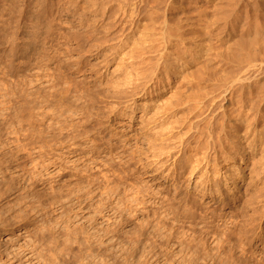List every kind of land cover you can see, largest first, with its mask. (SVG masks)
<instances>
[{
	"label": "rangeland",
	"instance_id": "rangeland-1",
	"mask_svg": "<svg viewBox=\"0 0 264 264\" xmlns=\"http://www.w3.org/2000/svg\"><path fill=\"white\" fill-rule=\"evenodd\" d=\"M174 1L0 0V189L8 184L14 192L3 195L0 206L11 205L8 200L22 192L72 188L79 177L91 181L92 199L79 206L66 204L62 212L70 228L84 227L99 235L100 228L114 225L113 210H94L99 198L113 206L114 194L120 195L133 206L136 200L131 199L142 197L145 203L133 206L140 209L128 216L132 224H125L123 231L143 227L155 239L151 226L156 215L167 227L194 234L196 243L202 239L197 244L202 249L194 252L200 256L205 248L215 251L219 238L225 237L222 232L232 228L224 247L217 245V255L264 264V144L252 142L264 130L263 86L258 83L264 78L256 71L260 64L244 65L246 46L238 51L235 45L217 44V0ZM201 17L207 33L199 26ZM177 25L179 35L169 36ZM169 38L181 39L183 51ZM193 38L207 47L204 55L196 52ZM166 68L165 88L143 94ZM144 99L147 107L141 111ZM243 117L248 121L241 122ZM41 130L46 131L44 140H52V149L39 148ZM56 134L65 140L71 136L74 143L58 144ZM206 135L216 142L218 164L206 162L211 152L202 147ZM20 145L24 150H17ZM13 146L17 149L12 151ZM231 148L244 155L236 164L244 178L240 186L248 184L252 193L249 202L240 191L231 200L223 186L220 196L192 187L204 170L213 176L210 172L219 169L216 174L221 176L226 160L220 159ZM15 151L19 154L13 159ZM189 152L199 161L191 173L185 161ZM103 183H109V192L102 193ZM46 203L36 224L50 219V231L57 235L65 229L56 222L62 209ZM188 205L191 209L186 210ZM186 211L193 213L191 219L182 216ZM207 219L209 230L204 228ZM23 227L0 232V264H104L100 253L95 254L103 245L97 247L94 235L89 239L94 250L87 253L75 243L68 248L69 240L62 242L65 235L43 242L31 235L32 225ZM214 228L218 234L213 236ZM203 230L210 232L203 236ZM129 235L135 236L125 237ZM186 238L182 244L170 241V250L161 252L155 244V254L139 256L138 250L139 262L128 263L180 264L183 255L177 249L186 244L188 254L194 250ZM110 241L116 242L115 237L105 243ZM15 249V259L8 260L6 252ZM208 259L206 264L219 263L218 258L214 263ZM203 261L198 257L196 264Z\"/></svg>",
	"mask_w": 264,
	"mask_h": 264
},
{
	"label": "bare ground",
	"instance_id": "bare-ground-1",
	"mask_svg": "<svg viewBox=\"0 0 264 264\" xmlns=\"http://www.w3.org/2000/svg\"><path fill=\"white\" fill-rule=\"evenodd\" d=\"M140 1L143 2V0H140ZM140 1L138 0V2H140ZM179 1L180 0H175L173 2V4L177 3L179 5V3H180ZM213 1L214 0H212L211 2H213ZM165 2H166V0H165ZM199 21H201L202 23L204 22L202 17H201V19H199ZM199 26H200V28H202L204 33L208 32L206 30L207 29V24L203 23V24H201ZM172 29H173V31L169 32L168 35L169 36H178L179 35V32H178L179 26L177 25L175 27H172ZM190 31L193 32V30H190ZM168 42L171 43L172 45L179 46L180 48H177V49H179L178 51H183V47L180 45V43H182L181 39H178V38L171 39V38H169ZM191 42L192 43L196 42V44H195V48H197L196 52H201L203 55L207 52V47L205 45H202L201 41H197L196 39L193 38ZM220 43L222 45H226V46L235 45V48H236V50L238 49V51H239V49H242L244 46H246V48H245L246 49L245 50L246 56L243 59V61H245L244 65L248 64V66H249V64H252V65L253 64L254 65L255 64H257V65L260 64V65H258L256 67V71H258L261 74L263 73V75H261V76H263L262 78H264V55H263V53H264V0H217V44H220ZM241 46H243V47H241ZM261 49L263 50V53H262V55H259L260 53L258 54V52H260ZM239 61L241 62L242 60L239 58ZM160 74H161V76H159L154 81L153 87L151 89H144L143 90V94H145V95L148 94L149 95L154 90L156 92H158L159 90H162L163 88H165V86H164L165 84H163V82L168 77L169 68L168 69L166 68V69L162 70ZM160 82L162 84H160ZM258 83L263 86V89L261 91V94L263 96L264 95V79L259 81ZM9 93H11V92H9ZM147 101H148V99L147 100L144 99L143 102L141 103V105H140L141 111L145 107H147V104H146ZM141 117H142V113L139 116V118L141 119ZM246 118L247 117H243L241 119V122L242 121L243 122L248 121V118L247 119ZM61 128H59V129H61ZM54 131H56V130H54ZM262 131L263 132L260 133L261 137L259 135H258L259 137H257V138H255L253 136V138H254V139L252 138L253 139L252 140L253 144H255L257 142V141L255 142V140H258L261 144L262 143L264 144V130H262ZM45 132L46 131H44V130L38 131L39 136H40V142H42V143L39 144V146H40L39 148H43L44 150L48 149V148L52 149L53 148L52 147V145H53L52 140L51 139H50L51 141L44 140V137H46L45 134H44ZM28 134H30V133H28ZM56 138H58L57 139L58 140L57 141L58 144L64 143L66 141H68V144H70V145L74 143V141L71 140V139H73V137H71V136H67V138L65 140V137L63 138L62 136H60L58 134L56 136ZM207 139H208V136L206 135L205 138L203 139V142H202V145H203L202 147L203 148H206L208 151L211 150L210 155L208 154V156H207L206 162L208 163L211 160L213 163H217L218 164V159L221 156H218V151H217V149L214 146L216 144V142L214 140L208 141ZM43 142H45V143H43ZM22 145H20V146H22ZM13 147L11 148L12 151L17 149V146H13ZM23 147H26V146L24 145V146L18 148L17 150L18 151H22ZM28 147H30V145H28ZM89 150L91 151V149H89ZM239 151H240L239 148L237 150H235L234 148H231V149H229L227 151V153H226L227 155H222V158L220 159V161L226 160V164H225V166H223V171L220 173L221 176L217 175L219 169H215L216 171L213 170L212 172H210V174H213V176L208 175V171L204 170L201 173H199V178L196 181H194L192 187L194 189L198 190V191H203V190H206L207 192L213 191L214 193L215 192L218 193L219 196H220V194L223 195V192H222V186H223L224 192L226 194L225 196H227L231 200L235 199V197L237 196L238 192L240 191L241 195H243V196H245L247 198V200L246 199L245 200L249 202V199L252 198V195H251L252 193L248 189V184H244L243 183L244 185L242 187L240 186V183L242 181H244V178H243V176L240 175V170H239L240 166L238 167V165L236 163L239 160H242L244 155L242 154V151H241V153ZM260 151H264V147ZM15 152L17 153V151H15ZM10 153H11V151H10ZM18 154L19 153L14 155V153H12V155H14V156H12V158L16 159L18 157ZM185 161L187 163L186 168L189 169L190 173L192 172L193 168L199 162L196 159L195 154L191 153V152L188 153V155L185 158ZM216 172H217V174H216ZM74 176L77 177V175H74ZM209 181H210V183H209ZM90 182H91L90 180H84V179H80L79 177H77L75 179V181H74L73 187L69 188V189H66V190L60 189V190L46 191V192H41V193L40 192L37 193V191H36V193L32 192L31 195H30V193L28 191H26V192H22V193H19L17 195H14L12 199L8 200V202H11V205H7L6 207H1L0 206V232L1 231H11V230L14 229V226H22L23 225L25 228H27L29 225H32L33 226L32 229H34V230H33V232H31V235L33 237H37L38 240H42L43 242H45L47 240H48V242L49 241H57L59 238H61L60 236L65 235V237L62 239V242L64 240L65 241L69 240V244H67L68 248H71V245L73 243H75L77 245V247H79V248L85 247V249H87V253H89V251H93L94 250V248H92V244L90 243L91 241H89L90 237L94 235L93 238L95 239V242L97 243V247H99L100 245H103V248L101 247L102 249L98 250V248H97L98 251H95L96 252L95 254H99L100 253L99 255L102 256L101 260H102V262L104 264L107 263L108 260H111V259L113 260L114 263H116L115 261L117 259H120V257L122 259V260H120L121 264L122 263L123 264H129L128 263L129 259L130 260L133 259L134 262L138 263L139 259H137V257H135L136 253L138 252V250H139V256H145L146 254H150V255L151 254H155V252L158 251V250L155 251V249H154L155 246H156L155 244H157V246H159L160 252H161L162 248H164V250H166L165 248H169V250H170V247L172 246V245H169L170 241H179V242L182 241L180 243V244H182V243H184L183 239H185L186 237L189 239V242H191V243H187V244H192V247H194V250L191 251L190 254H188V251H189L190 248L186 247L187 246L186 244H184L186 246L183 245L179 249H177L178 251H180V253L182 252V255H183L182 256L183 257L182 262H180L181 260L179 261L180 264H196L198 257L203 258L204 264H206L205 262L207 260L205 261V259L208 258V257H209L210 260L213 261V263L217 262V258H218V262L219 263H217V264H238V263L243 264V263H245V261H243V260L232 258L233 256L229 257L230 255L228 256V259H223L221 256H218L217 255V251H218L217 245L218 244L215 247V251H211L210 249H209V251L208 250L205 251L206 248L205 249L203 248L204 252L201 254V252H202L201 251L200 252V256H199V254L196 255V253H194V252H198V249H202V248H198V246H197L198 242H203L202 239H201V241L198 240V242L196 243V241H195L196 238H195L194 234H192L190 236L189 235H184L185 234L184 232H181L179 230L174 229L173 226L167 227V225H165V222H162L161 221L162 219L160 220L159 218L156 217V215L154 217H152L153 220H154V223H153L154 225L153 224H152V226L150 225L152 227L153 237L155 239L151 238L152 236L149 237L148 236L149 234L145 235V230L146 229L144 230L143 227H139L138 228V226L137 227L133 226V227H131V229H129L127 231H125V230L123 231V226L125 224H127L129 222H130L129 225L132 224V222H131V220H130V218L128 216L132 215L131 214L132 211L135 210L133 208V206L135 207V206H138V205H143L145 203V201H144V199L142 197H140L139 200H138V198L135 197L136 198L135 199L133 197L131 200L132 201L136 200V202L133 204V206H131L132 204H130L131 201L129 199L123 201L124 199L121 198L120 195L118 196V195L114 194V196H115L114 199H116L117 202L113 206L111 205V203H109V204L106 203V201L103 200V197L99 198V200L94 205V210L98 211V214H102V213H104V211H108V210L109 211L113 210V213H114V215H113L114 216V222H113L114 225L112 227L108 225V226L100 228L102 230V233H100L99 235H96L95 231H94V233H90V234L87 233L88 231L84 227H78L77 226V227L70 228V225L68 226L67 224H64V222H65L64 218L66 217V213H64L62 211H63L64 207L66 206V204H77V206H79L81 203H84L85 200L92 199V196H90L92 190L88 186L90 184ZM103 184L104 185L100 188L101 190L104 189V190H102V193H104L105 191L109 192L108 189L110 187H107L108 186L107 184H109V183H107V184L103 183ZM205 184H207V185H205ZM10 189H11V187L8 184L5 185L4 188L0 189V198L3 195H5L6 193H8V196L12 195L14 192L9 191ZM112 190H114V189H112ZM136 193H135V195H136ZM253 194H256V193H253ZM110 195L111 194H109V197H110ZM65 199L67 200V202H64ZM43 201L44 202L46 201L47 203H50V204H58L59 208L62 209L61 212H59L58 217H57L59 222L58 221H56V222L57 223H61V225L63 224V226H65V229H64V227L62 229V231H64V232L59 231V232H57V235L54 234L55 232L52 233L50 231V228H49L51 226L50 219L49 220H47V219L43 220L40 223V225L36 224L37 221H38L37 217L40 215V213L43 214L42 209L44 208L45 203H46V202L44 203ZM253 204H255V203H253ZM247 205H249V204H247ZM250 205H251V203H250ZM189 206H190V208H186V210L191 209V205H188V207ZM257 208L259 209V206ZM138 209H140V208L137 207L136 210H138ZM253 210H257V209H253ZM253 210H252V212H253ZM43 211H44V209H43ZM255 212H257V211H255ZM254 213H252V214H254ZM184 214L185 215H182V214L181 215L184 216V218L187 219V220L191 219L193 217L192 216L193 213L191 211H186ZM158 216H159V214H158ZM222 217H220V218H222ZM151 221H152V219H151ZM206 222H205L204 228L207 227L208 230H209L210 225L212 223H211L210 220H208ZM147 223H151V222L148 221ZM208 224H210V225H208ZM90 228H93V227H90ZM20 229H22V228H20ZM231 229L232 228H229L225 234H223V232H222L221 236L225 235V237L224 238H222V237L219 238L220 244L218 245V247H220V248L222 246L224 247L225 239H230L231 238V236H230ZM66 230H67V232H66ZM208 230H206V231L203 230V232H204L203 236L209 234L210 231H208ZM210 230L212 231L211 235L214 236V234L215 235L218 234V232H217L218 229L214 228V229H210ZM150 231H149V233H150ZM127 233L134 234L135 236H130L129 235L130 236L129 238H128V236L125 237V235ZM28 236H29V234H28ZM113 237H115V241L116 242H113V241L111 242L110 241L111 243H105V240L107 241L108 238L112 239ZM124 237L127 240L124 239ZM156 237H158L160 239L157 240ZM144 238L146 240H148L146 244H145L146 240L144 241V243L142 242V240ZM16 244H17V242H16ZM115 244L116 245L118 244L119 246L117 247V250H115V252H114L113 251L114 250L113 247L115 246ZM138 244H139V247H138ZM140 244H142L141 248H140ZM199 244H201V243H199ZM64 245H66V244H64ZM16 249H15L14 253H11L10 250H8L6 252V256L8 257V260L15 259L16 255L18 254V252H16ZM111 249H113V250H111ZM3 251H5V250H3ZM46 251H48V250H46ZM82 252H80L79 255ZM227 252H228V250H227ZM1 253L3 255L2 249L0 250V254ZM116 253H119V254L116 256L115 255ZM223 254H224V252H223ZM70 255H71V253H70ZM82 255H83V253H82ZM84 255H85V253H84ZM170 255H171V253H170ZM88 259H89V257H88ZM160 259H162V258H160ZM77 261H79V260H77ZM150 263H153V262H150ZM108 264H110V263H108Z\"/></svg>",
	"mask_w": 264,
	"mask_h": 264
}]
</instances>
